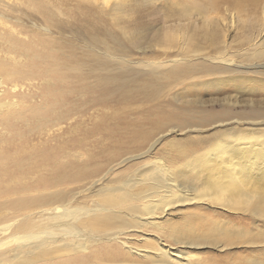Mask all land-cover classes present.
I'll list each match as a JSON object with an SVG mask.
<instances>
[{
    "label": "rangeland",
    "instance_id": "obj_1",
    "mask_svg": "<svg viewBox=\"0 0 264 264\" xmlns=\"http://www.w3.org/2000/svg\"><path fill=\"white\" fill-rule=\"evenodd\" d=\"M175 1L139 0L134 4L133 10L123 19H130L137 27V44L127 53L123 52L124 59L154 61L166 49L169 59L192 52L201 53L198 57L207 61L224 55L235 59L241 68L217 74L219 81L214 85L188 91L185 96L170 95L164 106L166 111L173 112V119L163 121L160 129L152 130L147 138L132 146L122 145L125 135L110 129L111 117L126 115L128 106L88 103V95L83 93L87 91L74 77L76 68L25 66L18 57L14 59L0 52V77L4 81L8 76H23L39 70L43 73L42 78L20 86L15 94L10 90L11 85L5 84L2 98L15 101L18 107L13 106L9 114L0 118V186L16 180L5 175L2 166L21 167V174L15 178L28 187H35L25 193H33L35 202L20 211L0 209V245L6 234L22 233V226L50 216V212L37 214L36 205H57L59 210L69 204L88 207L101 197L99 193L103 188L146 171L156 157L164 161L167 158L175 164L171 155L175 147H200L198 153L213 144L230 142L245 134L253 137L264 134V60L250 57L253 46L264 48V0L247 7L234 18L224 2ZM177 2L190 5L189 13H181V5ZM9 3L0 5V13L18 24L17 28L23 31L22 38L34 39L39 47L45 45L49 50L57 46L54 53L66 61L72 59L73 53L82 52L73 46L77 38H72L67 29L47 33L41 27L44 22L36 11H28L23 0H10ZM67 4L59 7V19H65L63 11L70 7L77 15L81 14L80 4L73 0H68ZM165 34L170 36V41L164 38ZM222 40L223 46L217 43ZM50 70L54 73L55 84L50 80ZM176 88L170 92L174 93ZM190 142L198 144L189 145ZM56 166L59 170L71 169L70 176L78 175L74 178L78 180L68 189L55 188L48 169ZM254 176L255 181L263 185L259 183L261 195L255 207L258 209L252 204L246 207L245 203L242 207L226 208L211 200L178 205L166 215H160L161 230L130 227L127 230L130 243L151 252L150 248L160 249L154 238L158 235L165 247L182 252L187 258L191 256L194 262L199 261L198 264H264V166L260 173L254 172ZM5 197L6 193L1 192L0 199ZM178 236H183V241L177 240ZM11 253L0 247V259ZM131 257L136 260L131 264H149V260L155 259ZM58 260L31 264H55ZM23 263L27 262L23 260ZM73 264L91 262L89 259Z\"/></svg>",
    "mask_w": 264,
    "mask_h": 264
},
{
    "label": "bare ground",
    "instance_id": "obj_2",
    "mask_svg": "<svg viewBox=\"0 0 264 264\" xmlns=\"http://www.w3.org/2000/svg\"><path fill=\"white\" fill-rule=\"evenodd\" d=\"M9 1L0 0V5L6 6L10 4ZM67 1L23 0V3L31 13L36 11L44 22L41 27L45 32L55 33L57 29L65 32L67 29L72 38H77L73 46L81 53H73L71 60H62L54 53L57 46L49 50L45 45L39 47L34 39L27 41V38L20 36L23 31L17 28L18 24L1 13L0 52L14 59L18 57L25 66L76 68L74 77L87 91L83 93L88 95V103H102L104 106L126 104L128 112L124 113L127 114L111 117L110 124L112 131L125 135L121 143L124 146L135 145L147 138L152 130L160 129L163 121L173 119V112L166 111L164 106L170 95L185 96L188 91L214 85L219 81L217 74L241 68L235 59L224 55L207 61L198 57L201 53L192 52L169 59L166 49L154 61H128L122 54L137 44V27L130 19L123 18L128 16L139 0H73L80 4L81 14L71 11L69 4V11H63L65 19H59V7L68 5ZM258 1L209 0L208 3L224 2L234 18ZM182 3H178L181 5L180 12L189 13L191 6ZM166 37L170 41L168 34L164 35ZM217 43L225 45L224 40ZM216 48L219 49V46L216 45ZM250 57L264 60V48L253 46ZM210 75L214 77L207 78ZM42 76V70H39L23 76H8L7 81L0 77V118L9 114L13 106L18 107L15 101H4L2 98L5 84L11 85L10 90L15 94L20 86L31 84ZM53 76L50 70V80L55 84ZM231 78L235 79L236 76ZM175 87H178L175 92H170ZM254 136L245 134L235 137V140L232 139L234 141L213 144L198 153L196 151L200 147H175L171 154L175 164L167 158L164 161L156 157L146 171H140L115 186L103 188L99 193L101 197L88 207L69 204L59 210L57 205L41 203L34 206L40 216L45 212H50V216L35 224L22 226V233L6 234L0 247L12 253L1 258L0 264H22L23 260L31 264L49 259H59L55 264H73L89 259L91 264H131L136 261L132 255L154 257L149 264H198L199 261L194 262L191 256L187 258L182 252L165 247L158 235L154 238L160 249L150 248L151 252H147L134 247L127 230L136 226L158 230L163 225L161 217L178 205L211 200L226 208L242 207L243 203L246 207L250 204L253 208L258 206L261 189L260 182L255 181L254 172L260 173L264 166V134ZM197 144L189 143L193 146ZM58 168L48 169L55 188L68 189L78 180L74 179L78 175L70 176L71 169ZM1 169L5 175L16 180L3 182L4 186H0V193H6V197L0 199V209L20 211L32 206L34 194L25 193L33 191L35 187H28L15 178L19 177L22 168L2 166ZM260 185L263 186L262 183ZM176 239L183 241L184 237L178 236Z\"/></svg>",
    "mask_w": 264,
    "mask_h": 264
}]
</instances>
